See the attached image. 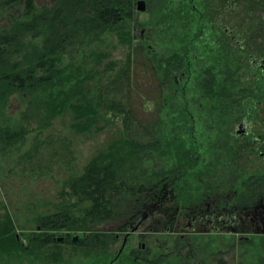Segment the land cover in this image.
I'll return each instance as SVG.
<instances>
[{"label":"trees","instance_id":"16d2710c","mask_svg":"<svg viewBox=\"0 0 264 264\" xmlns=\"http://www.w3.org/2000/svg\"><path fill=\"white\" fill-rule=\"evenodd\" d=\"M147 1L163 33L178 30L180 43L169 51L148 50L132 37L137 0H56L49 7L0 0L1 9L17 11L0 27V149L22 145L30 124L48 128L59 117L70 115L78 132L120 122V138L68 182L52 213L37 217L27 243L17 239L11 216L0 215V264L107 263L111 237L96 227L119 218L121 194L152 191L160 177L189 184L198 178L225 192L239 190L238 178L243 191L249 186L243 159L250 145L264 150V134L241 138L235 128L252 122L264 104V0L210 8L193 0ZM105 35L126 47L124 59L80 56ZM170 93L182 103L166 102ZM190 94L198 119L187 108ZM12 98L27 108L23 120L6 118ZM70 156L66 138L48 136L22 155L16 171L42 175Z\"/></svg>","mask_w":264,"mask_h":264},{"label":"flooded vegetation","instance_id":"af4514ba","mask_svg":"<svg viewBox=\"0 0 264 264\" xmlns=\"http://www.w3.org/2000/svg\"><path fill=\"white\" fill-rule=\"evenodd\" d=\"M193 1L208 8L225 3ZM245 127L239 123L238 137L250 134ZM249 151L257 154L256 146ZM258 176L264 172L245 177L244 191L240 178L239 190L225 192L175 176L160 177L152 191L121 194L131 200L116 201L119 218L96 227L111 237L104 264H264V177Z\"/></svg>","mask_w":264,"mask_h":264},{"label":"rangeland","instance_id":"374dc122","mask_svg":"<svg viewBox=\"0 0 264 264\" xmlns=\"http://www.w3.org/2000/svg\"><path fill=\"white\" fill-rule=\"evenodd\" d=\"M55 1L32 0V3L37 7H49ZM145 2L147 10L144 13L138 12L136 6V16L134 18L136 22L132 26V37L136 43L141 42L147 49L151 48L150 50L157 52H166L177 44L179 45V39L173 35L178 30L175 28L169 36L163 33L162 23L157 22L154 17V20L151 18L149 15V11H151L149 3L147 0ZM21 4H24V1ZM16 12V9H1L0 27L13 19ZM229 21H232V18H229ZM196 24L197 21L194 17L189 27L196 26ZM99 43H94L95 45L92 49H84L80 56L98 52L111 56L112 60H122L127 54L126 47L114 36L105 35ZM139 90L145 96L148 95L146 91L148 88L145 84H141ZM175 95L176 93L167 94L165 101L169 102L173 100L174 104H181V100ZM191 95L187 99V108H190L192 114L197 118L199 116L198 110L194 105L196 99L192 98ZM174 107V110L179 112L183 110L181 105ZM24 110H27V108L22 106L19 98H12L5 109V116L10 121L23 120L21 116ZM256 112H258L256 118L252 122L245 123V128H247L248 133L255 130L256 133L264 134V104ZM163 118L166 119L165 115H163ZM118 122L115 121L108 125L100 123V130L93 128L87 132H78V130L72 129L71 123H73V119L70 115L64 118L59 117L48 128H37L34 124H30V132L25 136V141L22 145L13 146L7 150L0 149V215L8 214L14 220L18 240H23L27 243L31 234L38 230V225L36 224L37 217L52 213L53 205L59 201L60 194L66 190L68 182L81 176L85 167L93 158L106 152L108 147L120 138V122ZM238 125L235 128L236 131L238 130ZM196 127L195 132L197 135L200 134L199 137L203 139L202 124L196 123ZM48 136H62L66 138L71 144L72 156L56 163L47 173L21 177L16 171L19 159L22 155L31 151L35 141L44 140ZM249 150L248 146L247 152L249 153H246L243 159L245 161L247 176L255 173L261 174L264 172V158H260V152H264V150H257V154H253ZM201 153L202 160H207V153L204 150H201ZM57 238L60 239L62 237L58 236ZM79 264L83 263L79 261Z\"/></svg>","mask_w":264,"mask_h":264},{"label":"water","instance_id":"95a60500","mask_svg":"<svg viewBox=\"0 0 264 264\" xmlns=\"http://www.w3.org/2000/svg\"><path fill=\"white\" fill-rule=\"evenodd\" d=\"M137 11L138 12H141V13H144V12H146V2H145V0H138V2H137ZM63 240V238H60L59 239V241L61 242ZM79 240V236H76L75 238H74V241H78Z\"/></svg>","mask_w":264,"mask_h":264}]
</instances>
